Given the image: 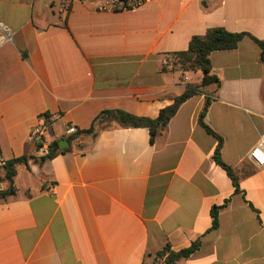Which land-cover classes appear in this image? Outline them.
<instances>
[{"label":"crops","instance_id":"0c3cea01","mask_svg":"<svg viewBox=\"0 0 264 264\" xmlns=\"http://www.w3.org/2000/svg\"><path fill=\"white\" fill-rule=\"evenodd\" d=\"M102 2L0 0V21L15 31L0 48L1 153L5 163L26 159L16 194L0 202V264H165L159 251L194 243L176 264H264V167L249 159L264 143V64L250 37L211 54L220 86L186 101L154 142L147 128L84 133L104 111L156 119L198 84L200 72L173 68L194 37L220 28L264 41V0L100 13ZM207 100L205 123L232 175L199 124ZM40 117H54L52 159L29 139ZM68 127L81 136L71 141Z\"/></svg>","mask_w":264,"mask_h":264},{"label":"trees","instance_id":"16d2710c","mask_svg":"<svg viewBox=\"0 0 264 264\" xmlns=\"http://www.w3.org/2000/svg\"><path fill=\"white\" fill-rule=\"evenodd\" d=\"M250 37L261 50V61L264 64V41L255 39L246 33H230L224 29L209 30L204 36L194 37L189 45V49L185 52L174 55L173 68L181 71H188L192 73H201V79L198 84H188L185 93L177 97L174 103L161 110L158 118L152 119L148 117L136 116L131 113L114 110L104 111L96 117L93 126L85 134L96 137L99 131L111 129L115 126L129 129V128H147L150 131L151 142L164 133L172 118L177 114L180 107L189 99L205 90L211 85L220 86L219 78L212 72V64L210 56L216 51H230L238 47L240 42L245 38ZM210 106L209 100L206 101L204 108L199 116V124L206 129V131L219 139V144L215 152V160L218 165L224 167L229 174L232 175L230 167L226 166L220 158V150L222 147V139L215 134L205 123V116ZM82 133L74 136L71 141L79 138ZM59 151V144L56 142L51 146L50 159H52ZM26 159H16L6 162L4 165V181L8 183V188L0 192V202L6 201L9 197L16 194L15 178L17 176V166L25 163ZM213 228L217 227L218 209L212 211ZM199 247L198 243H194L190 248L179 252L171 251L169 246L156 254V259L163 260L165 264H176L177 262L187 259Z\"/></svg>","mask_w":264,"mask_h":264},{"label":"built area","instance_id":"2783aa9c","mask_svg":"<svg viewBox=\"0 0 264 264\" xmlns=\"http://www.w3.org/2000/svg\"><path fill=\"white\" fill-rule=\"evenodd\" d=\"M157 0H103L98 6L97 11L100 13H111L118 11L136 10L142 8L148 4H151ZM15 31L6 23L0 21V48L4 45L12 43L14 40ZM164 65H169L167 60L164 61ZM184 81L189 80V73L184 72L182 75ZM54 117H40L37 125L32 129L30 133V141L37 146V153L42 157H50L52 144L46 139V130L50 125L51 120ZM66 134L69 137H74L79 134V130L76 127H68ZM257 152L260 155H257ZM264 143L261 141L258 145L252 149L249 154V159L252 160L256 166L264 167ZM5 161L2 158L1 146H0V167H4Z\"/></svg>","mask_w":264,"mask_h":264},{"label":"water","instance_id":"95a60500","mask_svg":"<svg viewBox=\"0 0 264 264\" xmlns=\"http://www.w3.org/2000/svg\"><path fill=\"white\" fill-rule=\"evenodd\" d=\"M62 143H68L67 141H62L61 143H60V147H61V149H63L64 147L62 146Z\"/></svg>","mask_w":264,"mask_h":264},{"label":"snow or ice","instance_id":"6c2138e0","mask_svg":"<svg viewBox=\"0 0 264 264\" xmlns=\"http://www.w3.org/2000/svg\"><path fill=\"white\" fill-rule=\"evenodd\" d=\"M257 155L259 156V155H260V153H259V152H257ZM262 158H264V157H262Z\"/></svg>","mask_w":264,"mask_h":264}]
</instances>
